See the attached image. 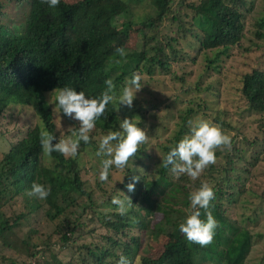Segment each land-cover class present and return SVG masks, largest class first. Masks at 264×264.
<instances>
[{"label":"trees","instance_id":"1","mask_svg":"<svg viewBox=\"0 0 264 264\" xmlns=\"http://www.w3.org/2000/svg\"><path fill=\"white\" fill-rule=\"evenodd\" d=\"M256 2L60 0L57 7L51 8L40 0H0V115L14 106L31 109L41 127L57 138L50 123L47 92L67 86L83 91L89 98H99L106 88L105 81L112 79L119 95L135 73L142 78L140 94L146 92L149 96L147 101L136 95L131 109L120 106L117 111L110 103L104 116L97 120L90 143L81 142L75 158L57 152L45 156L39 126L27 130L1 154L0 264H38L34 261L38 247L66 257L64 264H117L121 255L134 264L246 263L253 234L227 214L244 197L264 206V187L260 194L251 184L264 148L255 157L245 156V152L249 149L254 152L264 140L263 67L249 66L234 78L233 96L242 105L235 113L239 116L241 112L242 117L257 116L256 138L236 141V137L229 135L231 147L217 150L215 164L196 180L186 175L176 178L170 168L159 166L171 147L189 134V116L200 112L205 115L207 108L200 102L194 104V99L183 100L187 104L178 111L175 136L157 143L161 152L158 162L147 164L137 155L133 166L130 162L124 170L113 167L110 172L120 171L123 183L116 184L111 191L102 188L105 182L100 181L94 190L90 189L80 175L87 173V165L98 174L101 158L95 155L99 141L95 137L119 130L120 120L134 117L137 126L146 132L155 129V124L148 123L158 115L152 113L156 105L147 83L158 80L152 78L157 74L168 76L172 84L179 81L183 87V76L171 70L188 60L184 47L180 46L183 41L187 40L194 48L191 62L203 54L207 67L214 66L220 55L241 45ZM8 3L18 10V15L4 12ZM137 5L148 7L149 13L134 23L132 9ZM255 24L254 36L263 44L251 43L253 46L245 52L264 48V14ZM132 27L136 34L134 46L121 57L116 52L117 48L124 49L120 33ZM208 52L212 57L206 56ZM194 86L198 89L199 85ZM216 95L218 99V91ZM210 114L213 124L224 133L240 131L229 123L224 110L215 108ZM161 117L167 119L168 114ZM158 127L164 129L163 123ZM143 149L144 144L139 153H144ZM44 159L51 160L52 165H45ZM132 175L141 179L135 182V191L128 193L133 207L122 216L111 200L120 196L117 191L127 189ZM34 182L50 190L46 199L26 194ZM205 182L215 191L209 210L218 227L213 242L201 247L186 241L179 232V224L191 212L190 192ZM201 211V219H206ZM157 213L161 217L154 223ZM172 215L180 220H173ZM22 252L27 262L19 258Z\"/></svg>","mask_w":264,"mask_h":264},{"label":"rangeland","instance_id":"2","mask_svg":"<svg viewBox=\"0 0 264 264\" xmlns=\"http://www.w3.org/2000/svg\"><path fill=\"white\" fill-rule=\"evenodd\" d=\"M4 12L10 15H18V10L12 3L5 5ZM132 13V20L136 23L139 22V19L143 16V14L149 13V10L148 7L137 5L133 7ZM263 14L264 0H257L251 15L247 19L246 33L241 45L236 49L231 48L226 55H220L215 61L214 66L207 67L205 55L203 54L198 55L195 61L191 62L194 57V48L187 44V40L183 41V44H180V46L184 47L188 60L180 67L173 66L171 69L176 72L178 76H183L185 80L183 87H181V83L179 81H175V83L172 84L168 76L162 77L157 74L153 75V80L154 78H157L158 80L147 83V89L153 94L154 99L150 98L153 99V102L155 101L156 105V108L152 110V113L158 115V117H155V119L152 118L148 122L150 124H155V129L151 132H147L149 140L148 143L144 144V153H138L139 158L144 163L148 164L158 162L161 157V152L157 147V143L170 140L177 133V124H179L178 111L186 106V101H183L185 99H194V104L196 102H200L207 108L205 115L200 112L189 116V125L191 121L197 119H204L213 124L210 111L218 108L219 110H224L229 123L240 130L237 132L229 131L227 132V135L236 137V141H243V138L247 141L251 138H256L254 131L256 129V125L258 124L257 116L247 115L242 117L241 112L239 116L236 115L235 110H240L239 107L242 105L237 100V96L234 98L233 89L236 86L234 78L235 76H238L239 72L246 71L248 67L252 65H259L264 68V48L245 52L246 49L253 46H250L251 43H257L260 45L263 44V41L258 42L254 36V32L257 31L255 21H257L258 18H261ZM134 30L135 27H132L123 30L120 33V38L124 43L125 53L130 51L134 46L136 40ZM206 56L210 58L212 57V54L208 52L206 53ZM195 84L199 85L198 89L194 86ZM217 91L219 93L218 99L216 95ZM139 94L140 92L136 95ZM140 96L145 98L147 101L149 100V96L146 92H142ZM176 98L181 99L183 102H180ZM54 100L55 94L47 98L48 103L53 109L52 122L54 124V133L59 139H66L71 135L68 128L72 127V124L70 121L64 119V117L59 114L58 110L54 108ZM164 114H168L167 119L161 117ZM159 117L160 119H158ZM160 123H163L164 129H160L158 127ZM39 125L40 121L34 117L31 109L14 106L13 108L5 110L0 115V157L1 154L7 152L9 145L14 144L16 139L23 137L26 130ZM142 129L145 130V128ZM99 138V135H96V139L99 140ZM240 147L245 150V147ZM263 148L264 140L259 142L258 147L254 152H252L251 149L245 152V156L247 158L255 157V153L260 152ZM144 155H148V157H145ZM219 159L222 160V157L219 156ZM261 159L257 161V172L251 179V184L257 193L260 194L263 193L262 190L264 187V156L261 157ZM43 163L48 166L52 165L51 160L48 162L44 159ZM90 164L92 165V162ZM137 167L139 166L137 165ZM87 169V173L81 174L80 179L87 181L88 187L94 190L96 188L95 184L99 183L98 174L93 173L89 168V165H87ZM140 172H142V169ZM122 178L123 175L120 171L110 172L109 180L102 185V188L107 191H111L116 184L122 181ZM119 191H122L126 196H128L129 192L127 189L123 188ZM119 191H117V193L120 195ZM260 206L261 203L259 201L249 197H244L242 198V201L235 204L227 214L229 218L247 227L251 234H253L252 246L245 260V264L258 262L264 264V206ZM256 207L260 208V211ZM254 212L257 214V218H255V220L253 219L255 216ZM34 215H36V213H34ZM160 217V214H155L153 222L155 223L158 221ZM171 218L173 220H180V217L175 215H172ZM32 240L37 242L35 237H33ZM54 249H57V247L55 246ZM36 252L34 261L38 264H64L67 260L66 257L57 252L43 251L39 247L36 248ZM19 258L27 262L24 252L20 253ZM30 262L32 261L30 260Z\"/></svg>","mask_w":264,"mask_h":264},{"label":"clouds","instance_id":"3","mask_svg":"<svg viewBox=\"0 0 264 264\" xmlns=\"http://www.w3.org/2000/svg\"><path fill=\"white\" fill-rule=\"evenodd\" d=\"M40 2L51 8H55L60 4V0H40ZM116 52L121 57L126 55L123 48H117ZM141 79L140 75L134 73L119 95L115 93L116 85L113 80L107 79L105 81L106 88L99 98H89L83 91L78 92L67 86L60 88L58 91L47 92L45 100L50 109V123L53 128V109L47 98L54 94V108L58 110L64 119L71 122L72 127L68 128L71 133L68 138L59 139L49 131L43 130L39 125L40 145L43 154L51 157L53 152H57L66 158L77 157L81 142L84 144L90 143V136L93 134L92 131L96 127V122L104 116L110 103L116 106L117 111H119L120 106H126L129 109L133 107L136 94L143 87ZM34 117L38 120L35 115ZM137 125L138 122L134 118H124L119 122V130L109 131L99 138L95 155L101 158L98 171L100 182L108 181L110 169L113 167L116 170H124L129 167L130 162L133 166V161L140 151V146L148 143L149 136L147 132ZM230 147L231 137L224 133L220 127L207 120L197 119L190 122L189 134L185 135L174 147H171L166 156L162 158V163L159 166L166 169L170 168L171 173L176 178L186 175L190 179L196 180L205 169L215 164L218 149L222 150ZM140 179L141 177L138 175L130 177V182L126 185L128 192L135 191V182H139ZM121 183H123V180ZM119 193L120 196L112 197L111 203L116 206V212L123 216L128 213L134 204L131 198L122 191H119ZM26 194L43 200L48 197L50 190L34 182ZM188 199L191 212L179 224V232L189 243L206 247L213 242L215 230L218 227V222L209 210L211 202L215 199L214 188L206 182L201 183L198 189L190 192ZM201 210H203L206 219H201ZM133 222L137 221L133 219ZM117 264H134V262L121 255Z\"/></svg>","mask_w":264,"mask_h":264}]
</instances>
